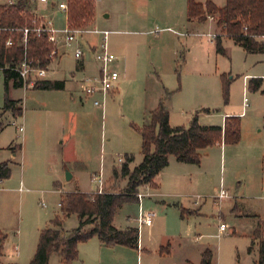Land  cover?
<instances>
[{
  "label": "rangeland",
  "instance_id": "rangeland-1",
  "mask_svg": "<svg viewBox=\"0 0 264 264\" xmlns=\"http://www.w3.org/2000/svg\"><path fill=\"white\" fill-rule=\"evenodd\" d=\"M94 1L96 19L90 26L79 29L106 30L107 46L120 45L121 41L131 63L129 69L122 72L116 82L118 92L108 100L103 115L100 108L93 106L90 100L84 103L79 101V93L84 83L78 82L81 75L74 69L73 49L76 44L82 47L84 61L86 64L92 61L91 68H94L93 55L84 47L86 43L99 44L103 38L100 33L86 32L77 35V39L70 45L60 42L57 52L63 54L58 59L57 54L47 70V77L55 70L59 77L70 81L69 92L64 93L69 100V120L67 121L64 110H53L49 105L40 111H33L40 94L30 87L37 81L35 78L30 80L32 84L27 83L29 86L11 90L12 97L20 99L25 120L22 122L18 118L3 117L6 129L0 137V148L10 151L9 147L17 142L22 143L21 132L16 130L20 124L30 126V123H34L42 132L38 140L29 136L22 144L23 159L18 153L16 163L11 166L9 178L0 183L3 188L0 190V223L4 226L0 232L6 235L5 243L14 233L21 234V255L18 261L24 264H28L33 256L32 254L24 259L22 254L26 251L31 233H36L34 227L38 224L37 229L40 232L56 215L61 216L59 203L63 193L74 190L77 185L80 192L96 194L98 181L93 179L94 176L101 179L103 192H118L126 185L125 179H113V170L119 171L121 163L118 159L124 158L125 153L134 157V165L141 161V139L134 127H140L148 121L141 101L144 87L142 83H145L147 76L154 81L159 78L160 83L166 85L172 82L180 88L183 79L185 94L191 96L195 92L201 93V98L184 105L177 121H184L183 117L208 109L211 116L208 121L214 122L226 111L241 112L243 75L258 73L263 68L261 55H247L230 41L224 43V47L228 48L226 55L217 54L214 43L210 44L206 37V33L215 30L211 23L195 25L196 28L191 31L201 33L197 36L178 35L165 29L170 26L175 31L186 33L191 28L185 26V14L167 11L164 0ZM46 13L54 21L56 28L66 26L63 12ZM107 14L109 17L104 16ZM213 21L215 22L214 19ZM173 59L175 73L171 69ZM113 67L120 69L118 65ZM222 75L229 81L227 102L224 101L222 93ZM247 97L250 105L244 110L245 117L240 119L241 136L238 145L227 146L222 155L215 148L202 152L203 165L208 168V175L204 177V186L197 187L200 189L191 198L197 202V206H201V219L196 218L195 221L189 217L181 221L175 208L161 212V198L145 196L141 200L143 211H153L156 214V225L158 221L167 220L159 226H166L167 231L173 235L181 233L180 230H186L182 233V241L179 242L181 246H177V252L180 250L192 253L197 245L203 244L212 251L213 264H253L257 258L256 245L248 251L251 244L248 227L251 218H255L254 214L264 216V121L262 114H257L260 108L264 109V97L253 94L248 89ZM3 102V76L0 70V107ZM35 116H38V123L33 119ZM11 141L13 144L9 145ZM67 172H74L73 179L65 180ZM141 186L138 192L142 190ZM220 189L235 196L237 199L234 202L237 200L236 203L245 213L252 214L251 218L240 225L233 217H227V205L233 199L214 198ZM162 199L167 202L180 200L174 196H165ZM138 210L137 201L129 202L120 210V215L137 216ZM164 213L167 216L161 219L160 216ZM220 213L227 217L225 221H229L231 228L235 227L236 234L226 233L229 235L224 234L219 238L210 235L216 233ZM174 216L181 225L175 224ZM197 221H200L199 225ZM77 226L78 218L75 214L63 219L64 231H71ZM136 227H139V232L147 234L145 227L139 225L137 220ZM239 227L241 230L238 231ZM89 228L85 227L86 230ZM6 254L0 256V264H5L8 257L12 259L14 256L11 250ZM49 264H60L59 255L51 254Z\"/></svg>",
  "mask_w": 264,
  "mask_h": 264
},
{
  "label": "trees",
  "instance_id": "trees-1",
  "mask_svg": "<svg viewBox=\"0 0 264 264\" xmlns=\"http://www.w3.org/2000/svg\"><path fill=\"white\" fill-rule=\"evenodd\" d=\"M24 3L0 6V70L3 76L4 102L0 107V132L5 126L4 114L12 117L22 116L20 99L11 95L13 88L23 87V81L13 69L23 60L31 67L48 68L53 58L50 56L53 45L45 35L29 33L25 46L22 43V28L30 26L32 14L24 9ZM188 21L205 22L209 17L215 20L220 32L215 35V51L224 55L221 37L231 39L246 53L264 54V0H225L217 7L211 0H186ZM94 19V0H68L67 26L74 29L88 27ZM11 39L12 45L5 42ZM261 78L249 82L250 91H258ZM31 89L62 90L64 81L41 79L34 82ZM229 81L222 75V93L228 100ZM209 112L208 109H203ZM141 139V161L133 168L129 163L132 155H125L119 171L113 170V179L126 180L121 191H106L90 195L75 189L65 192L59 203L61 216H55L49 225L40 230L35 252L28 264H49L50 255L56 253L60 264H72L78 258V244L96 237L107 246L122 245L137 249L138 228L124 230L112 224L115 211L124 203L137 201L136 193L142 184L153 186L154 178L168 165V157L174 156L178 162L200 163L199 151L220 143L237 144L240 141V117L228 116L223 125H200L197 113L191 117L187 126L172 127L169 112L162 100L149 112L147 123L134 127ZM10 161L0 162V180L9 178ZM75 214L78 226L71 231L62 229L63 219ZM85 227H90L88 230ZM6 235L0 232V256ZM250 252L257 243V258L253 264H264V229L259 221L251 235ZM211 251L206 249L201 255L200 264H211Z\"/></svg>",
  "mask_w": 264,
  "mask_h": 264
},
{
  "label": "crops",
  "instance_id": "crops-1",
  "mask_svg": "<svg viewBox=\"0 0 264 264\" xmlns=\"http://www.w3.org/2000/svg\"><path fill=\"white\" fill-rule=\"evenodd\" d=\"M200 2H204L205 0H199ZM217 7H222L225 4V0H211ZM218 1V2H217ZM95 3V1H94ZM165 3V7L167 9L168 12H176L178 11L179 14H185L186 17V0H164ZM96 7L94 4V19H96ZM105 17H109V15H104ZM66 18V17H65ZM93 19V20H94ZM186 28H191L190 30H187L186 33L183 32H179V31H175L174 29H172L170 26L165 27V29L172 31L173 33H176L178 35H194L197 36L201 33H196V32H192V29H195V25L197 24H201V23H211L212 26L214 27V31L212 32H208L206 33V37H208L209 39V43L213 44L215 46V35L218 33V27L216 26V23L212 20H206L205 22H198V21H188L187 17H186ZM90 30H95V29H90ZM117 33L119 31H116ZM222 40V45L224 47V43L226 41H230L234 46L239 47L238 45H236L231 39L226 38V37H221ZM98 45L95 42H91V43H86L85 47L87 50L90 51L91 55H93V66L94 68H91V63L86 64V62L84 61L83 58V54H82V59L81 60H76L75 59V63H74V69L76 72H78L81 75V78L78 82H82L81 80L84 79L85 77L88 76H94L97 74L98 72V65L94 60V52L98 49ZM59 48V45L57 47V49ZM75 48V47H74ZM82 48V47H81ZM241 48V47H240ZM108 49L113 52L116 57H117V61L115 63L112 64L113 65H118L120 67V69H116L115 67H113L114 69H116L119 72V78L120 75L122 74V72L127 71L130 67V58L128 56L127 51H125V45L120 41V45L117 46H108ZM242 49V48H241ZM74 50V49H73ZM228 48L224 47V51L226 55ZM243 50V49H242ZM83 51V48H82ZM244 51V50H243ZM245 52V51H244ZM246 53V52H245ZM60 53L57 56V59L61 57ZM247 55H256L257 53H246ZM262 56V63H263V68L261 71H259L258 73H246L243 75L242 78V82H243V98H242V110L241 112H235V111H226L224 113H222L221 115H219V117H217V121H208V117L210 115V111L209 112H202V113H197V120L198 123L200 125H223L224 120L226 117L228 116H238L241 118L245 117V112L244 110H246L249 107V100L247 97V89L249 90V82L253 79V78H261L262 79V83L258 89V91H251V93L253 94H257L260 95L261 97H264V54H259ZM174 62L175 59H173L172 61V67L171 69H173L174 73ZM58 65V64H57ZM169 62H168V68L169 67ZM57 71L52 70L51 71V75L49 77H47L46 75V80H61L64 81V88L62 90H35L32 89L34 91L40 92L38 98V103L37 106L33 109V111H40L42 108L46 107L49 105V107H51L53 110L56 109H62L64 110V112L67 115V121L69 120V112H70V106H69V100L66 97V95L64 94L65 92H69L68 87H69V83L70 81H68L65 77H59L58 74L56 73ZM71 78H73V76H71ZM119 78L117 79V81L119 80ZM116 81V82H117ZM144 85L143 90H142V97L141 101H142V107L144 109V113L148 116L149 112L152 111L153 109H155L159 103L164 100V104L169 112V124L172 127H178V126H187L191 120V117L193 116L192 114H190L188 117H183L184 121H177L179 115L182 113V108L184 107V105L187 104H191L193 103V101L197 98H201V93H194L191 96L185 94V83L183 82L182 79V86L177 87L176 85H173L172 82L168 83V85H166V83H160V79L158 78L156 81H154L150 76H147V79L145 80V83H142ZM118 92V86L115 84V87L112 91H110L105 98H101L99 95L93 96V97H87L83 94L82 90L79 93V101L81 103H84V101L86 100H90L91 104L92 103V99L93 98H97L99 100H102V105L100 106H95L100 108L101 113L103 115L104 113V109L106 107V104L108 102V100L111 98V96L117 94ZM244 98L247 99V107H244ZM71 105V104H70ZM258 113L262 114V119L264 121V109L260 108V110H258ZM51 113V111H48ZM178 115V116H177ZM5 117H11L12 119H16L14 117H12L10 112H7L4 114ZM18 119L25 120L23 112H22V116L17 117ZM37 118L38 116H35L33 119H35V123L37 122ZM148 118V117H147ZM62 122H64V120L62 119ZM27 124V122H26ZM32 125V128H31ZM19 126L22 127L21 132V137H22V143H16L14 145L13 141H11V143L9 145H12L11 150H6L4 147L0 148V162L9 160L10 163V170H11V166L13 164L16 163V158L18 157V153L20 154V158L23 159V153L22 152V144L25 143V141L29 138V136H31L32 138H34L35 140L40 138V135L42 134V132H40L39 128L37 127L36 124L34 126V123H30V126L26 125L23 126V124H20ZM18 126V128H19ZM6 126H4V128L2 129V131L0 132V137L1 135H3V133L5 132V128ZM264 127V124H263ZM16 130L18 131L19 129L16 128ZM140 136V135H139ZM230 144H224L223 142L211 147H207L205 149H202L199 151L200 153V163L198 165L196 164H188V163H182V162H178L174 156H169L168 157V165L162 170L160 171V173L154 178L153 186L147 185L145 186L142 190H144L145 193H147L148 197H156V198H161L159 199V201L162 202V205L160 206V210L161 212H167L172 208L177 209V214L179 213V220L183 221L184 219H189L192 218L196 221V218H202V213H200L201 211V206H197V202L196 201H192L191 198L194 196V192H196V190L200 189L197 187H201L204 186V177H207L208 175V168L204 167L203 165V161L204 158L202 157V152L206 149H218L220 155H222L223 150H225V148L227 146H229ZM237 146V144H233L231 146ZM261 147V145L259 146ZM263 147V146H262ZM237 148V147H235ZM261 149V148H260ZM262 152L264 153V147L262 148ZM125 155H129V154H124ZM3 156V157H2ZM142 159V157H141ZM124 160V158H123ZM134 160V157H133ZM33 161H35L36 163V157L33 155ZM39 162V161H38ZM123 162V161H122ZM134 161H132L131 163H129V167L133 168L134 166H136L137 164L134 165L133 163ZM207 170V171H206ZM74 177V172L71 173V178L73 179ZM69 179V180H70ZM66 180V179H65ZM66 180V181H69ZM21 182H23V180H21ZM2 183V181H1ZM78 189V186L76 185V188H74V190ZM0 190H3V188L0 187ZM72 190V191H74ZM80 191V190H79ZM220 191V190H219ZM71 192V191H70ZM219 193V192H218ZM218 193L216 194V196L214 198L218 199ZM228 194V193H227ZM165 196H174L176 198H180V200L177 201H172V202H167L164 201L162 199L165 198ZM224 199H233L232 202H228V215L226 214V216H230L233 217V220H237L240 225L242 222L246 221L247 219H250L252 216V214L249 213H245L243 208H240L238 206V204L236 203L237 199L235 196H230L228 194V197L219 199V200H224ZM239 201V199H238ZM241 202V200H240ZM127 203L122 204L114 213L113 216V220H112V224L115 228L119 229V230H124L128 227H136V220H137V216H130L128 214H125L123 216L120 215V210L123 208L124 205H126ZM223 209V208H222ZM222 212V211H220ZM236 212V213H235ZM156 214H154V217L152 218V223L149 226H145L143 225V227H145V229L147 230V234H143L142 231L139 232V227L138 228V247L137 249H133L130 247H126V246H122V245H114V246H110L107 247L105 245H103L98 238L96 237H92L90 239H88L85 242L79 243L78 244V258L72 262V264H200L201 261V255L203 253V251H205L206 249L210 250L209 247H207L206 245H197L194 249V251L192 253H188L186 252H181L180 250H178L177 252V246L179 248V246H181V244H179L180 241H182V233H185V229L179 230L181 231L176 233L175 235L169 233L166 229V226L164 227H160L159 225L164 224L165 222H167V220L164 221H158L157 225L154 222ZM166 213H164V215L161 214L160 218H164L166 217ZM225 215H223V213L219 214V219L217 221V226H216V233L215 234H210L215 236L216 238H219L220 236H224V234L226 233H231V234H236V229L235 227L231 228L228 224L229 221H225L227 220ZM255 218H251V224H249L248 227V232H249V238L250 241L252 242L251 239V235L254 231V229L256 228V225L258 224V222L260 221L262 223V227L264 228V224H263V219L264 216H260L257 214H254ZM161 218V219H162ZM174 222L176 225H179L181 222L176 219V217L174 216ZM1 220V217H0ZM160 220V219H159ZM3 221V220H2ZM200 224V221H197V225ZM220 224H225L228 226L227 230L224 232H220L219 231V225ZM234 224V223H233ZM181 225V224H180ZM39 225L37 224L34 229L36 230V233H31V238L27 244L26 247V251L24 252V255L22 254V256L25 258H28L29 256H32V254H34V250H35V246L34 242L37 243V236H38V232H39ZM241 227V226H240ZM238 228V231L241 230V228ZM2 228H4V226L0 223V231H2ZM168 232V233H167ZM229 235V234H226ZM20 237L21 234H13L12 237L10 239H8V242H6V240L4 241L3 244V250H2V257L5 256V254L7 252H9L10 250L13 252L14 256H12V259H9L8 257V261L5 264H24L23 262L21 263L19 260V256L21 255V242H20ZM35 243V244H36ZM10 244V246L8 247V245ZM257 246V243L255 242V244ZM253 248V247H252ZM211 251V250H210ZM212 254V251H211ZM7 255V254H6ZM211 264H213V256L211 258Z\"/></svg>",
  "mask_w": 264,
  "mask_h": 264
},
{
  "label": "built area",
  "instance_id": "built-area-1",
  "mask_svg": "<svg viewBox=\"0 0 264 264\" xmlns=\"http://www.w3.org/2000/svg\"><path fill=\"white\" fill-rule=\"evenodd\" d=\"M19 1L24 3V9L29 11L33 16L30 26L22 28L23 45L25 46L29 33H34L36 36L45 35L48 42L53 45V50L50 53V56L53 59H55L56 55L58 54L57 47L60 42H63L65 45H70L77 39V35L86 32L100 33L103 35L102 41L98 45V49L94 52V60L98 65V72L96 75L85 77L81 81L84 83L82 92L85 96L93 97L99 95L102 99L105 98L106 95L114 89L116 81L119 78V72L112 67V64L117 61V57L108 49V32L106 30L97 31L87 29H74L67 26V24L64 28H56L54 25V21L46 12H63L66 17L68 10V0H0V6L15 5ZM38 6H40L41 8H39ZM209 19L212 20L213 18L209 17ZM5 45H12V40L8 39L5 42ZM82 54V48L78 44H76L73 53L74 58L76 60H81ZM13 69L21 77L23 86H27V83H31L32 78H35L37 80L46 78L48 70V68L31 67L29 63L26 62V60H23L19 66ZM92 103L95 106H100L102 105V100L93 98ZM247 105V99L244 98V107H247ZM18 129L19 131H21L22 127L19 126ZM118 161L121 163L123 161V158H119ZM93 179L98 181V188L95 193H103V184L101 182V179L98 176H94ZM145 186H147V184H142L141 189H143ZM19 189L21 190V188ZM92 193L93 192L88 194L93 195ZM147 195L148 194L145 193L144 190H141L139 192L137 191L136 193L137 202L139 204L137 221L139 225L145 226L151 225L152 218L154 217L153 211H143L141 207V200ZM217 197L218 199H222L228 197V194L224 189H220ZM227 228L228 226L225 224L219 225L220 232L226 231Z\"/></svg>",
  "mask_w": 264,
  "mask_h": 264
},
{
  "label": "water",
  "instance_id": "water-1",
  "mask_svg": "<svg viewBox=\"0 0 264 264\" xmlns=\"http://www.w3.org/2000/svg\"><path fill=\"white\" fill-rule=\"evenodd\" d=\"M70 178H71V174L67 172V173L65 174V179H66V180H69Z\"/></svg>",
  "mask_w": 264,
  "mask_h": 264
}]
</instances>
